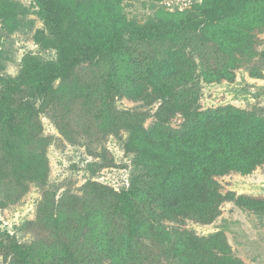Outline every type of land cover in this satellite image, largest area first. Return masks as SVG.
<instances>
[{
    "label": "trees",
    "instance_id": "obj_1",
    "mask_svg": "<svg viewBox=\"0 0 264 264\" xmlns=\"http://www.w3.org/2000/svg\"><path fill=\"white\" fill-rule=\"evenodd\" d=\"M32 1L46 25L40 42L55 57L26 60L0 89V172L24 187L46 183L51 138L41 114L82 94L98 117L123 125L131 157L127 185L92 191V230L100 226L109 257L123 264L159 248L180 264H243L222 231L199 236L167 224L211 223L231 198L264 210V198L224 194L216 179L264 164V117L231 105L200 107L202 82L233 79L244 57L255 56L264 0H202L143 23L126 17L123 0ZM115 97L141 103L116 111ZM71 202L67 212L59 202L53 220L81 228L88 216L76 215ZM0 255L6 264H37L32 247L7 230H0Z\"/></svg>",
    "mask_w": 264,
    "mask_h": 264
},
{
    "label": "rangeland",
    "instance_id": "obj_2",
    "mask_svg": "<svg viewBox=\"0 0 264 264\" xmlns=\"http://www.w3.org/2000/svg\"><path fill=\"white\" fill-rule=\"evenodd\" d=\"M201 1L123 0L122 9L128 19L143 23L156 18L161 11L191 9ZM5 3L6 9L2 11ZM0 10L1 89L7 79L19 74L26 60L53 59L55 50L40 42L46 25L32 0H0ZM255 37V56L244 57L234 69L233 79L202 82L201 109L231 105L264 117V29L256 30ZM140 103L114 99L116 111L135 109ZM155 107L151 106V111ZM96 113V109L92 112V101L88 105L84 95L72 94L68 102L63 100L57 108L41 114L44 135L51 138L47 152L50 175L46 183L28 181L24 187L0 172V230L9 231L19 242L31 246L37 264H120L109 257V242L100 234V226L92 230V191L99 187L96 184L115 190L127 185L132 172L131 157L123 147L127 136L123 125L115 126L111 116L105 119ZM153 119L148 117L145 125ZM179 121L176 118L173 125ZM216 179L224 194L264 198V164L250 173L234 171ZM69 201L76 215L88 216L81 228H73L80 221L67 225L53 220L59 202L67 209ZM115 222L113 219L112 223ZM167 225L189 229L199 236L222 231L231 256L243 264H264V210L245 207L231 198L224 201L221 214L211 223L186 219ZM120 258L117 255V261L122 262ZM127 261L123 264H180L162 255L159 248H145L141 257L139 254L135 260ZM0 264H6L1 255Z\"/></svg>",
    "mask_w": 264,
    "mask_h": 264
}]
</instances>
